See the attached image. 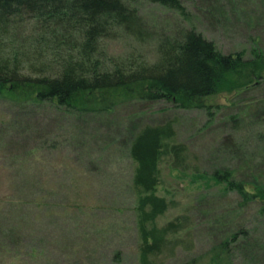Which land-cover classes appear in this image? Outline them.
Wrapping results in <instances>:
<instances>
[{
    "label": "rangeland",
    "instance_id": "374dc122",
    "mask_svg": "<svg viewBox=\"0 0 264 264\" xmlns=\"http://www.w3.org/2000/svg\"><path fill=\"white\" fill-rule=\"evenodd\" d=\"M180 2L183 15L127 4L140 35L115 30L102 42L106 55L152 64L159 41L186 30L223 55L264 54V0ZM22 100L0 94V264H140L130 137L167 123L174 129L167 143L186 148L188 166L182 173L160 161L156 195L169 207L154 224L184 216L187 227L149 264H264V203L191 182L227 171L250 194L264 185V80L221 91L203 102L207 110L130 102L79 114Z\"/></svg>",
    "mask_w": 264,
    "mask_h": 264
},
{
    "label": "trees",
    "instance_id": "16d2710c",
    "mask_svg": "<svg viewBox=\"0 0 264 264\" xmlns=\"http://www.w3.org/2000/svg\"><path fill=\"white\" fill-rule=\"evenodd\" d=\"M141 1L184 14L181 0H0V94L79 114H108L130 102L207 110L203 102L221 91L243 92L264 80L261 51L250 59L243 52L223 55L194 30L161 39L152 64L135 56L109 58L102 42L115 30L140 35L137 13L128 5ZM173 137L172 123L142 127L130 137L140 264H149L187 227L184 216L161 228L154 224L169 207L156 195L160 161L169 158L172 170L182 173L188 166L186 148L167 143ZM195 180L236 192L243 202L264 203V185L250 194L231 172Z\"/></svg>",
    "mask_w": 264,
    "mask_h": 264
}]
</instances>
